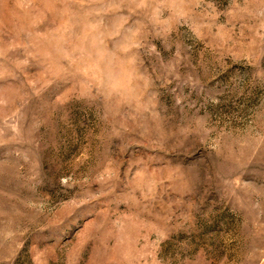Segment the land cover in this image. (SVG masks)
Wrapping results in <instances>:
<instances>
[{
    "label": "rangeland",
    "instance_id": "rangeland-1",
    "mask_svg": "<svg viewBox=\"0 0 264 264\" xmlns=\"http://www.w3.org/2000/svg\"><path fill=\"white\" fill-rule=\"evenodd\" d=\"M0 264H264V0H0Z\"/></svg>",
    "mask_w": 264,
    "mask_h": 264
}]
</instances>
